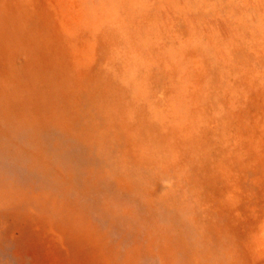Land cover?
<instances>
[{
	"label": "rangeland",
	"instance_id": "374dc122",
	"mask_svg": "<svg viewBox=\"0 0 264 264\" xmlns=\"http://www.w3.org/2000/svg\"><path fill=\"white\" fill-rule=\"evenodd\" d=\"M2 127L20 170L0 165V264H127L133 247L137 264H264V0H0ZM74 147L138 187L77 172L58 155ZM52 178L97 191L102 254L36 207Z\"/></svg>",
	"mask_w": 264,
	"mask_h": 264
},
{
	"label": "bare ground",
	"instance_id": "6f19581e",
	"mask_svg": "<svg viewBox=\"0 0 264 264\" xmlns=\"http://www.w3.org/2000/svg\"><path fill=\"white\" fill-rule=\"evenodd\" d=\"M42 125V124H40ZM36 123L33 124V128H42V126H40ZM46 127H50L46 126ZM211 127V125H210ZM5 128V127H4ZM2 127V130H0V135L3 131H6ZM15 127H12L11 129H9L8 133H5V136H0V142L1 145L2 143L4 144V147H1V149L4 151H10L13 142H9L8 140H5L4 138L8 137V138H12L13 137V133L15 131ZM4 137V138H3ZM54 137V136H53ZM10 145H7V144ZM228 145V143H227ZM28 148V147H27ZM13 149V148H12ZM25 149L23 150V153H27V151H25ZM72 154L75 156V161L73 159H68L65 156V153L62 152H58V155H63L64 159L67 163H69L70 165L73 166V168L75 170H77V172H84V173H90L92 172L94 174L93 171H96L97 174L95 175L101 182H106L108 184V187H111L112 190L113 188L115 189H121V188H129L128 184L133 185L135 187H138L139 183L138 180L135 177H127V179H123L121 178V176L119 175V173L116 171L115 168H112L113 166L111 165V160L108 159H104V158H97V155L95 154L94 151L91 152V154H89V152H86L83 149H77L76 147H74L73 149H71ZM18 156V154H16ZM16 155H13V157H0V165L1 167L4 169H6L7 173H10L11 170H15L18 169L20 170V166H19V161H17ZM25 154L20 155L21 157H24ZM27 156V155H26ZM61 159H63L61 157ZM8 169V170H7ZM224 167L222 166L221 168L219 167L218 169V173L223 176L224 175ZM1 172V171H0ZM160 172L164 173L165 178L168 176L166 174V171L160 168ZM90 173V174H92ZM12 175L15 174H8V177H11ZM20 174V177H22V179L24 180V175ZM6 175H3L2 173H0V179L4 180L6 178ZM111 178L113 179V182H109L111 181ZM53 179V178H52ZM49 180L46 183H43L45 186H38L39 189H43L46 190L50 196L47 197L48 195L44 192L39 193V194H35L32 195L33 198L36 200V207L37 208H44L45 213L47 214V219L49 221H51L54 225V228H57L59 230H64L67 229L68 231L71 232L72 231L76 232L78 235H71L68 236L69 238L73 239V240H85L87 244L92 246V250H95L96 253H100L102 254L104 251V242L102 241L103 236L101 234L104 233H99V229L97 227V225L99 224V216L102 215V210L104 209L103 206L100 207H96V210H93V208H91V204L93 203L92 200L99 204L102 205L101 203V198L97 195V191L94 189H87L85 191V199L89 202L87 203L86 201H82V194L80 197H76L75 199L70 198L68 195L71 194V191L66 192L65 188L63 186H56L55 185V181L53 180ZM15 183L16 186L19 187L18 185V181L16 179ZM227 182H228V187L225 188V190H234L235 193H237V190L235 188V183L232 182V179H230L229 177H227ZM29 183V182H27ZM33 184V183H32ZM35 184V183H34ZM28 186H32L30 184H28ZM111 188H107V191H109V189ZM29 192L33 193V187L28 188ZM85 190V189H84ZM110 190V191H112ZM124 190V189H123ZM109 191V192H110ZM114 191V190H113ZM91 192H94L97 198H93L91 196ZM240 192V191H238ZM6 194L2 193L0 195V197L4 196ZM106 194V196H108L107 192L103 194V196ZM20 197L18 195L19 201H20ZM27 198V197H26ZM26 198L23 200L25 202V204L30 205L29 202V196L28 199L26 200ZM79 200H78V199ZM99 199V201H97ZM31 201V200H30ZM48 201L47 206L44 205L45 202ZM42 204V205H41ZM90 206V207H89ZM72 230V231H71ZM65 231V230H64ZM182 234V233H181ZM149 247L148 250H146ZM145 249L146 253H151V248L150 245L147 246ZM138 251L139 249H137L136 247H133L131 252H126L125 253V261H127V264H137V256H138ZM148 251V252H147ZM169 252V251H167ZM140 254V253H139ZM172 254V253H171ZM194 254V255H193ZM151 255H153L151 253ZM174 255V254H173ZM172 256V255H171ZM159 257V255H158ZM130 258V260H128ZM157 258V257H156ZM198 256L191 252L190 253V264H197L196 260ZM163 260H161V264H175V262L171 261L170 259H168V261H166V263H162ZM104 264H109V262L106 260L104 262Z\"/></svg>",
	"mask_w": 264,
	"mask_h": 264
}]
</instances>
